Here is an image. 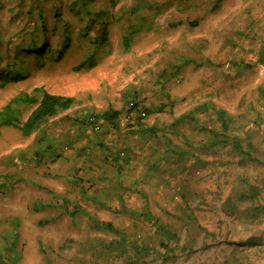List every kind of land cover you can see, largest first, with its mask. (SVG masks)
<instances>
[{
  "label": "rangeland",
  "instance_id": "rangeland-1",
  "mask_svg": "<svg viewBox=\"0 0 264 264\" xmlns=\"http://www.w3.org/2000/svg\"><path fill=\"white\" fill-rule=\"evenodd\" d=\"M42 41V60L23 52ZM262 57L264 0H0V73L25 77L0 88V110L35 87L74 100L28 136L0 130V264H264V165L175 126L208 102L264 162ZM132 97L164 106L142 119L150 136ZM16 108L24 122L34 107ZM109 109L117 130L84 122ZM212 111L197 120L218 128Z\"/></svg>",
  "mask_w": 264,
  "mask_h": 264
},
{
  "label": "trees",
  "instance_id": "trees-1",
  "mask_svg": "<svg viewBox=\"0 0 264 264\" xmlns=\"http://www.w3.org/2000/svg\"><path fill=\"white\" fill-rule=\"evenodd\" d=\"M131 32L125 37L124 44L125 48L129 47V44L131 42ZM43 43L41 45L37 44H30L27 45L23 52L34 55L36 59L42 60L44 56L47 54V45L46 41H42ZM68 40L63 41V45L61 49L58 52V55L56 57V60H59L61 58V55L64 53L65 48L67 47ZM260 60L264 63V57L260 58ZM89 63V64H88ZM92 65L91 63V56L88 57L86 60H84L82 63L79 64V68H84L86 65ZM22 73H20L19 70L12 69L7 67L3 72L0 73V88L8 85L9 83L17 82L19 80L24 79ZM33 92L35 94H39V96L34 95H28L27 93H21L10 99L6 105L0 110V130L3 127H11L16 130H18L21 135L28 136L30 135L36 127L40 124L46 121L47 119L57 115V113L68 110L74 103L73 98L61 96V95H55L47 92L43 87H35L33 89ZM259 94L261 97L262 102L259 103V109H257V116L264 117V90L260 89ZM168 100V99H167ZM131 106L128 109V112H135L137 115L136 118V126H137V132L145 135L150 136L152 133H154L155 128L154 127H145L142 123V119L148 117L149 115H152L156 112H162L164 110V106L158 108V109H148L145 107H139V103L135 100V97L131 98L130 100ZM129 103V104H130ZM18 106H31L34 107L33 110L30 112L29 116L26 118L24 122L20 120L21 112L17 111ZM216 109L215 107H209L208 102H205L203 104L197 105L192 111L182 114L177 119H175V126H178L182 124L183 122L189 123V128L191 130H203V128H207L206 134H205V146L208 148H216L217 146H225L229 145L231 148L237 152L244 161L249 162H257L258 164H263L264 162L261 161L259 158L256 157V148L253 146L252 143L249 141H244L245 139H241L240 137L236 135H231V127L229 124L231 123V116H229L225 111L221 109L213 110L212 112L215 113V117L217 119V122L219 123V127L215 128L213 125H201L200 121L197 120L196 114L199 112H207L208 110ZM141 113L144 114V117H141ZM120 112L117 110H106L102 112L100 115H89L84 118V122L87 123L89 126H93L97 124L96 120H99V122L105 126H108L109 128L113 130H117L118 124L117 121L119 120ZM98 118V119H97ZM98 125V124H97ZM168 143V142H167ZM204 143L200 144L201 149L204 147ZM49 148V147H48ZM169 149V148H168ZM168 149H163V155L166 154ZM175 149V148H174ZM172 149V150H174ZM170 150V149H169ZM178 149H175V152L177 153ZM178 152H180L178 150ZM41 153V152H40ZM39 152H35L34 156L40 157ZM181 153V152H180ZM161 155V156H163ZM34 157V158H35ZM118 157H115L114 159H111V162L115 163L117 162ZM151 167H154L152 164ZM256 194V189L251 188V192L247 195H241L243 199H248L249 196ZM224 208H228L224 206ZM230 212L231 210L228 209ZM255 213L264 212V207H256L254 209ZM157 224L158 222L155 221ZM97 227H102L105 230L112 231L114 228L110 225V223H99L96 222ZM94 226V227H96ZM158 230L161 232L163 231L162 228L158 227ZM113 232H118L117 230H113ZM120 236V234H118ZM125 241V240H124ZM256 241L255 238L250 237L246 239L245 241H241L238 243H235V245H245V244H251ZM142 251V250H141Z\"/></svg>",
  "mask_w": 264,
  "mask_h": 264
},
{
  "label": "built area",
  "instance_id": "built-area-1",
  "mask_svg": "<svg viewBox=\"0 0 264 264\" xmlns=\"http://www.w3.org/2000/svg\"><path fill=\"white\" fill-rule=\"evenodd\" d=\"M129 105L131 106V103ZM141 117H144V114L143 113H141ZM93 129L95 131H98L99 130V125H97V124L93 125Z\"/></svg>",
  "mask_w": 264,
  "mask_h": 264
},
{
  "label": "crops",
  "instance_id": "crops-1",
  "mask_svg": "<svg viewBox=\"0 0 264 264\" xmlns=\"http://www.w3.org/2000/svg\"><path fill=\"white\" fill-rule=\"evenodd\" d=\"M48 203H49V202H48ZM42 204H44L43 207H44V209H46V208H47L46 206H48L50 203H49V204H46V202L44 201Z\"/></svg>",
  "mask_w": 264,
  "mask_h": 264
}]
</instances>
